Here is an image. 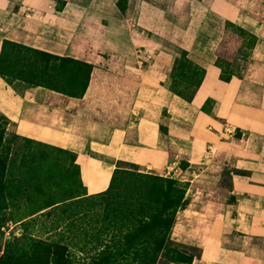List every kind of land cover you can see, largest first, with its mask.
<instances>
[{"label": "crops", "instance_id": "obj_1", "mask_svg": "<svg viewBox=\"0 0 264 264\" xmlns=\"http://www.w3.org/2000/svg\"><path fill=\"white\" fill-rule=\"evenodd\" d=\"M65 1L60 12L49 16L48 27L36 24L33 32L44 34L38 44L36 40V49L92 64H100L107 53L133 60L139 68L133 69L139 84L124 127L106 128L77 118L64 124L56 142L84 160L80 168L85 187L82 198L104 192L120 163L144 165L147 170L164 163L166 144L177 151H191L194 146L201 150L235 130L264 140V0H253L257 7H251L248 0L245 4L243 0H168L169 9L160 5L161 0ZM118 1L125 5L124 12ZM182 13L187 21L179 24L172 17ZM226 22L255 36L256 43L244 53L243 75L223 82L215 66V52ZM170 47L186 51L206 71L190 103L170 91V67L175 58ZM144 62L147 65L142 67ZM0 91L15 102V107L7 106V113L0 112L16 122L23 114L24 101L1 77ZM207 100L218 106L215 113L200 110ZM194 125L199 126L197 134L188 138L185 129ZM162 128L179 134L166 136ZM239 153L233 168L245 174L230 173L223 203L213 197L201 198L205 193L201 190L195 196L193 218L199 224L195 228L199 237L193 244L200 256L190 264H264V142L247 138ZM203 182V187L212 189L210 181ZM207 193L205 196L213 195L212 190Z\"/></svg>", "mask_w": 264, "mask_h": 264}, {"label": "rangeland", "instance_id": "obj_2", "mask_svg": "<svg viewBox=\"0 0 264 264\" xmlns=\"http://www.w3.org/2000/svg\"><path fill=\"white\" fill-rule=\"evenodd\" d=\"M67 1L86 2V0ZM243 1L245 4L246 0ZM252 1L248 0L249 5L257 7L256 1ZM65 2V0L18 2L0 0V12L4 15L0 17V54L4 40L25 47V49L7 48L1 58L3 60L1 69L6 77H0L7 81L6 84L24 101V107L22 116L16 122L0 112V125L5 128L0 148V160L5 167L2 175L5 191L0 194V264H45V260L40 258L41 254L36 259V245L39 243L50 247L56 244L64 248V264H87L89 258L96 256L100 243H104V237L91 236L95 234L93 229L95 225L90 229L88 227L100 217H97L96 208L82 206L81 203L85 187L80 178V168L84 166V160L77 159L74 153L63 149L61 144L56 142L66 128L64 124L77 118L106 128L124 127L131 114V105L137 87L135 77L138 76L134 74L133 69H137L138 66L133 60L119 56L111 57L106 53L102 55L100 64L89 63L95 67V70L84 94L78 92L75 94L76 97H67L37 86L36 79L29 75L30 66L27 67L36 63V54L28 49L38 50L34 45L36 40L38 44L39 38H44V34L36 35L33 31H36V24L44 28L48 27L51 24L49 16L60 12ZM160 5L168 8L170 2L161 0ZM118 7L122 12L126 9L123 3H119ZM34 14L37 17H34ZM172 18L179 24L187 21L186 13ZM128 26L131 31L135 30L131 24ZM228 30L225 47L231 48V56L228 58L221 52L223 57L219 60L220 66L225 71L241 76L245 66L242 62L244 60L239 58L240 53H245L241 48L242 41L248 44L250 39L247 35H241L235 27H229ZM140 49L139 46L135 48L138 54ZM170 49L175 53L170 67L172 69L175 59L180 57V50L171 47ZM137 61L140 62L141 59L138 58ZM146 65L147 62H144L141 66ZM187 69L192 73L191 67ZM185 73L187 76L191 74ZM178 90L187 96L194 91L191 87L185 90L180 86ZM207 91L206 88L205 93H208ZM8 105L15 107L14 100L10 97L6 99L0 91V109L7 113V110L10 111ZM203 109L206 113L213 114L218 106L207 100ZM217 122L222 124L219 119ZM197 129H199L198 125L187 127L186 136L191 138L196 135ZM161 131L166 136L176 137L179 134L175 130L167 133L162 128ZM247 138L257 143L264 142L262 138H252L235 130L215 138L201 150L194 146L191 151H177L175 147L166 144L164 150L166 161L149 170L144 165L118 164L117 170L135 175L134 179L139 176L140 179L147 176L169 178L176 180L184 188L188 205L175 214L174 225L169 233L173 246L168 250L182 249L188 258L200 256V249L193 244L195 238L199 237L198 231L195 230L199 224L193 218L195 214L192 204L195 196L198 195V190H201L205 192L201 198L206 197L208 200L213 197L222 203L225 201L227 190L230 188L231 174H245L233 167L235 159L240 157L242 142ZM203 181H210L212 189L203 187L205 186ZM126 184L128 183L123 182L121 188L124 189ZM126 189L129 190L130 187ZM210 190L213 191V195L205 196ZM127 196L133 201L137 198L136 194L129 191ZM231 200L229 198L228 201ZM73 202H77L78 206L74 211H70L68 208ZM96 238H98L97 242ZM109 239L110 236L106 235L104 241ZM159 255L156 264H171L167 258L161 257L162 254ZM124 264L134 263L129 257Z\"/></svg>", "mask_w": 264, "mask_h": 264}, {"label": "trees", "instance_id": "obj_3", "mask_svg": "<svg viewBox=\"0 0 264 264\" xmlns=\"http://www.w3.org/2000/svg\"><path fill=\"white\" fill-rule=\"evenodd\" d=\"M119 3L121 1L117 2V4ZM229 27H235L241 35H247L250 39L248 44L242 41L241 48L245 50L244 52L252 49L256 43L255 36L241 27L226 22L224 37L215 52V66L220 71L219 80L223 82H228L232 77H238L230 71L223 70L219 62L223 56L228 58L231 56V48L225 47ZM241 39L243 38L241 37ZM7 48L25 49L22 45L7 40L3 41L0 54V76L2 78H5L6 75L1 69L3 61L1 58H3L2 55ZM28 50L36 54V63L27 65V67L30 66L29 73L31 74L29 75L36 79L37 86L67 97H76V93L84 94L86 92L95 70L92 64L68 57L55 56L40 50ZM221 52H223V56ZM239 56L240 60L246 59L243 53H240ZM24 67L26 66L24 65ZM190 67L192 73L190 69H187ZM185 72L191 73L190 76H187ZM205 74L206 71L192 62L186 51L181 50L180 57L175 59L170 70V91L190 103L202 84ZM177 77L178 81L175 82ZM187 78H189L188 81ZM136 81L138 86L139 80L136 79ZM179 86L185 90L191 87L194 91L190 96H187L178 90ZM203 107L204 105L200 110L205 112ZM4 134L5 128L0 125V148ZM4 169L5 167L0 160V194L5 191L2 176ZM134 176L126 173V171L115 170L110 184L104 192L82 198V206L87 205L96 208L97 217L100 216L88 226L90 229L95 225L93 228L95 234L91 236L104 237V243H100V249L96 256L89 258L87 264H124L129 257L134 264H156L157 257H160L159 254H162L161 257L167 258L171 264H190L193 257L188 258L182 249L168 250L169 247L173 246L169 233L174 225L175 214L178 210H184L188 205L184 188L174 179L156 176L142 177V179L139 176L137 177L139 179H134ZM123 182L128 183L124 185V189L121 188ZM129 187L130 189L127 190L126 188ZM128 191L136 194L135 201L127 196ZM81 203L79 204L81 205ZM77 206V202H73L68 209L74 211ZM89 209L90 207L87 208V211ZM106 235H109L110 239L105 242ZM63 249L56 244L50 247L39 243L36 245V259L41 254L40 258L45 260V264H49L50 260L51 264H64Z\"/></svg>", "mask_w": 264, "mask_h": 264}]
</instances>
